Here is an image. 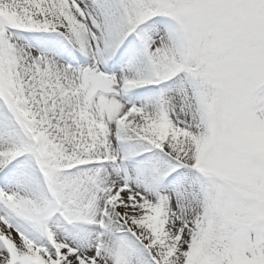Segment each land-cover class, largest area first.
I'll return each mask as SVG.
<instances>
[{
	"label": "snow or ice",
	"instance_id": "obj_1",
	"mask_svg": "<svg viewBox=\"0 0 264 264\" xmlns=\"http://www.w3.org/2000/svg\"><path fill=\"white\" fill-rule=\"evenodd\" d=\"M0 264H264V0H0Z\"/></svg>",
	"mask_w": 264,
	"mask_h": 264
}]
</instances>
